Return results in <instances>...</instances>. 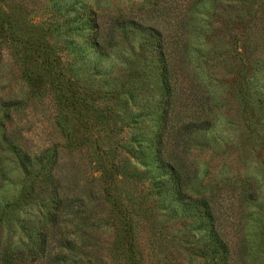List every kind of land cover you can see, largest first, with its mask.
Listing matches in <instances>:
<instances>
[{
    "label": "trees",
    "instance_id": "obj_1",
    "mask_svg": "<svg viewBox=\"0 0 264 264\" xmlns=\"http://www.w3.org/2000/svg\"><path fill=\"white\" fill-rule=\"evenodd\" d=\"M211 2L185 1L187 11L195 7L205 15H199L189 34L181 32L180 21L171 15L170 9L180 6L175 1L161 7L159 20L121 13L105 23L96 14L83 19L88 32L82 56L84 62L92 57L97 61L88 66V97L62 88L65 109L67 114L76 111L73 118L89 130L95 111L90 91H95L105 102L112 100L111 107L103 106L106 122L114 118L120 124L115 133L113 127L105 133L120 140L111 147L113 155L110 146L99 152L100 182L95 178L86 183L87 200L58 171L57 145L34 150L18 141L23 137L7 108H15L20 100L0 98L1 128L9 121L0 135V149L6 144L13 153L28 187L9 203L30 199L35 186L48 188L51 198L35 241L0 246V264H108L112 257L103 259L89 251V230L100 225L115 230V239L122 243L143 230L151 236L155 231L179 234L176 247L183 250L186 264L190 259L195 264H264V70L259 72L250 60L240 65L239 78L230 76L227 83L218 75L219 65L206 54ZM157 8V3L150 7ZM0 10H5L1 4ZM44 41L32 48L37 65L23 75L27 85L51 69L65 76L59 53ZM226 111H234L242 122L238 143L231 149L240 146L235 168L241 173L230 172V156L209 174L211 166L201 165L197 156L216 144ZM119 176L126 181L118 184ZM92 192L99 209L91 206ZM9 203L0 207L1 213ZM181 242L187 247L181 248ZM166 264L176 263L172 258Z\"/></svg>",
    "mask_w": 264,
    "mask_h": 264
},
{
    "label": "rangeland",
    "instance_id": "obj_2",
    "mask_svg": "<svg viewBox=\"0 0 264 264\" xmlns=\"http://www.w3.org/2000/svg\"><path fill=\"white\" fill-rule=\"evenodd\" d=\"M174 1L180 6L177 9L172 7L171 15L174 13L180 21L181 32L192 33L199 17L205 15L204 12L200 13L203 11L200 8L198 10L191 7L187 11L186 0H0L5 8L2 10L4 12L0 10V98L4 101L20 100L15 108H7L12 125L20 128L23 139L18 141L21 144L27 143L34 150L57 145L60 165L58 171L71 184V188L82 193L85 200L89 185L86 183L95 181V178L100 180V172L96 169L99 152L110 146L108 153L114 154L111 147L115 148L118 143L120 136L114 133L116 126L120 124L114 118H110L109 123L106 122L108 112H105L103 106L105 103L111 107L112 100L105 102L95 91H90L95 111L93 125L89 130L80 123L81 120L73 118L72 112L76 111H69L67 114L65 109L62 88L68 87L72 93L77 92L82 98L85 94L88 97L89 94L84 92L89 78L88 66L97 61L92 57L89 63L84 62L83 39L88 29L84 28L83 19L87 15L96 14L105 23L107 18L121 13L140 14L143 18L147 14L148 17L153 16V19L159 20L164 11L161 7L173 6ZM154 3L158 5L155 11L150 9ZM210 4L212 9L207 17L211 23L207 32L209 38L206 54L208 59L219 65L218 75L227 83L231 81L230 76L239 78L240 65L250 60L257 64L259 72L263 71L264 0H214V4ZM8 23H11V27H8ZM44 39L57 55L59 53L58 60L63 64L65 76L62 77L57 69H51L40 75L35 80L36 83L33 80L32 84L27 85L23 75L37 65L36 53L32 48L37 43L43 45ZM195 41L192 40L194 44ZM112 62L115 63L116 60ZM8 122L4 121L3 127L0 126V135ZM241 124L239 116H234V111L223 113L218 133H215L216 144L204 148L197 156L201 165L211 166L209 174L217 172L220 161L224 157L229 159L230 156L234 158L230 164V172L241 173V170L235 168L238 158L236 149L240 146L231 150L238 143L236 134ZM112 127L114 133L105 134ZM92 130L97 131V134L91 135ZM124 132L125 128L122 133ZM219 135L229 144L224 143L223 139L220 141ZM5 145L0 149V207L12 202L22 190L26 191L28 188L25 181L27 176ZM254 161L255 158H252V163ZM246 168L251 167L247 165ZM125 181L124 177L119 176L118 184ZM47 189L35 186L30 199L18 202V205L9 203L0 212V246L30 244L35 241L43 214L51 205ZM111 192L115 195L113 190ZM90 195L94 198L91 206L99 209L95 206L99 203L98 197L93 192ZM89 232L93 234L90 253H98L107 260L112 257L114 261H108V264H166L172 258L176 264H186L181 256L184 255L183 250L177 251L176 247L179 246V234L173 236L155 231V235L153 233L151 236L143 230L131 241L122 243L115 239L116 231L109 226L100 225L95 231L91 229ZM180 247L187 246L181 242ZM188 264L195 263L190 259Z\"/></svg>",
    "mask_w": 264,
    "mask_h": 264
}]
</instances>
